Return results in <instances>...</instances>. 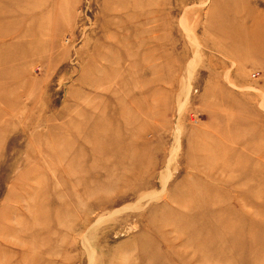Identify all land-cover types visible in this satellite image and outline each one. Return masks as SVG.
<instances>
[{"label":"rangeland","instance_id":"1","mask_svg":"<svg viewBox=\"0 0 264 264\" xmlns=\"http://www.w3.org/2000/svg\"><path fill=\"white\" fill-rule=\"evenodd\" d=\"M0 264H264V0H0Z\"/></svg>","mask_w":264,"mask_h":264},{"label":"bare ground","instance_id":"2","mask_svg":"<svg viewBox=\"0 0 264 264\" xmlns=\"http://www.w3.org/2000/svg\"><path fill=\"white\" fill-rule=\"evenodd\" d=\"M102 220H103V219L99 218V219H98V222H101Z\"/></svg>","mask_w":264,"mask_h":264}]
</instances>
